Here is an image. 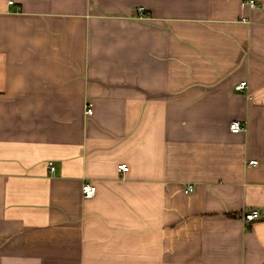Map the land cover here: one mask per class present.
<instances>
[{
	"label": "crops",
	"instance_id": "obj_1",
	"mask_svg": "<svg viewBox=\"0 0 264 264\" xmlns=\"http://www.w3.org/2000/svg\"><path fill=\"white\" fill-rule=\"evenodd\" d=\"M14 1L0 264H264V0Z\"/></svg>",
	"mask_w": 264,
	"mask_h": 264
},
{
	"label": "built area",
	"instance_id": "obj_2",
	"mask_svg": "<svg viewBox=\"0 0 264 264\" xmlns=\"http://www.w3.org/2000/svg\"><path fill=\"white\" fill-rule=\"evenodd\" d=\"M14 2H15L14 0H8L9 4H14ZM246 5L253 8L257 5V2H256V0H246ZM137 12L139 13V16L141 18H146L149 16V14L145 11V9L143 7H138ZM246 85H247V81H242L239 85H237V89L238 90H244L246 88ZM92 113H93V109L90 106L88 108V114H92ZM230 128H231V131L233 133H239V132H243L246 130V125H245L244 121H241L239 119H235L231 122ZM251 162L257 163V161H251ZM129 168H130L129 165L126 163H123L120 165V169L122 171L127 172L129 170ZM52 169H54V168L52 167ZM82 189H83L84 196L86 198L93 197L97 192V186L94 184H91V183H84ZM188 190H192V187H190ZM259 217H260V211L258 209H254L252 211H246L242 214V219L246 223H250Z\"/></svg>",
	"mask_w": 264,
	"mask_h": 264
}]
</instances>
